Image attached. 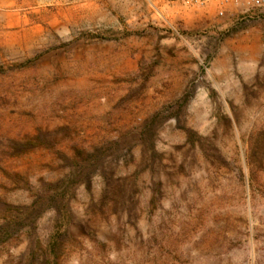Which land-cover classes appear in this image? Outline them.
Here are the masks:
<instances>
[{
  "label": "rangeland",
  "instance_id": "1",
  "mask_svg": "<svg viewBox=\"0 0 264 264\" xmlns=\"http://www.w3.org/2000/svg\"><path fill=\"white\" fill-rule=\"evenodd\" d=\"M0 0V264H264V12Z\"/></svg>",
  "mask_w": 264,
  "mask_h": 264
},
{
  "label": "built area",
  "instance_id": "2",
  "mask_svg": "<svg viewBox=\"0 0 264 264\" xmlns=\"http://www.w3.org/2000/svg\"><path fill=\"white\" fill-rule=\"evenodd\" d=\"M173 3H181L188 6H204L215 2L219 6L218 15L224 17L227 15L228 6L236 9L238 14L248 18H258L264 12V0H167Z\"/></svg>",
  "mask_w": 264,
  "mask_h": 264
}]
</instances>
